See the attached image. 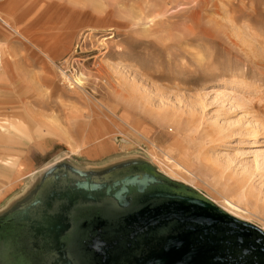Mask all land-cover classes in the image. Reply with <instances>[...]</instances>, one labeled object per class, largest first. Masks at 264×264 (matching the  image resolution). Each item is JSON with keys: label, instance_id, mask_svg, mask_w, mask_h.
<instances>
[{"label": "rangeland", "instance_id": "obj_1", "mask_svg": "<svg viewBox=\"0 0 264 264\" xmlns=\"http://www.w3.org/2000/svg\"><path fill=\"white\" fill-rule=\"evenodd\" d=\"M162 1L0 0V162L33 167L0 177V264H24L5 221L59 164L147 169L264 230V0H217L193 35L181 0L146 16Z\"/></svg>", "mask_w": 264, "mask_h": 264}, {"label": "water", "instance_id": "obj_2", "mask_svg": "<svg viewBox=\"0 0 264 264\" xmlns=\"http://www.w3.org/2000/svg\"><path fill=\"white\" fill-rule=\"evenodd\" d=\"M140 170L148 171L128 165L101 172L49 167L35 193L5 221L11 228L8 240H16L23 263L50 264L58 247L72 264L61 242L72 227L69 215L106 204L107 214L123 215L121 226H113L122 233L109 237L111 253H97L92 260L81 254L83 264H264L263 229L173 180ZM165 182L190 196L150 194ZM135 197H144L142 204L133 205ZM78 240L80 246L84 237ZM95 246L104 249L106 243L97 239Z\"/></svg>", "mask_w": 264, "mask_h": 264}, {"label": "flooded vegetation", "instance_id": "obj_3", "mask_svg": "<svg viewBox=\"0 0 264 264\" xmlns=\"http://www.w3.org/2000/svg\"><path fill=\"white\" fill-rule=\"evenodd\" d=\"M149 172L146 170H140V172ZM151 173V172H149ZM171 193V194H179L182 196H190V193L185 191V189L178 187L176 185H171L168 183H163L162 185H158L154 191L150 192V194L154 193ZM149 194V195H150ZM146 195L145 197L147 198ZM144 197H135L133 205L142 204ZM106 204H101L99 206L89 207L87 210L90 211L88 213H72L68 218L71 219L72 227L65 232L61 237V242L66 244L64 251L68 253V259L72 264H83L80 262L81 254H87L89 258L94 259L95 254L100 252L111 253L112 250L110 246L112 244L109 241V237L119 236L122 233L121 230H116L113 228L115 225L121 226V220L124 218L122 214H107ZM79 236L84 237V241L79 242L81 245H78ZM99 239V241L106 243V246L103 248H97L95 246V241ZM109 247V248H108ZM60 248L56 247L53 250L54 258L50 264H68L63 260L62 255L59 251ZM60 259V262L57 263V260ZM94 262H89L86 264H92ZM70 264V263H69Z\"/></svg>", "mask_w": 264, "mask_h": 264}, {"label": "bare ground", "instance_id": "obj_4", "mask_svg": "<svg viewBox=\"0 0 264 264\" xmlns=\"http://www.w3.org/2000/svg\"><path fill=\"white\" fill-rule=\"evenodd\" d=\"M164 1V0H163ZM162 1V4H166L167 3V5H161V6H159V8L158 9H160V10H158V9H150V11L151 12H148V14L146 15V16H149V15H151V16H154V15H158V16H160L161 14H167V11H168V6H169V4H170V1H172V5L175 3V6H176V8L178 7V5H180V4H176V3H178V1L179 0H166V1H164L163 2ZM182 2H179V3H181V4H183V5H192V10H190V11H187L188 12V19H190V21L188 22V25H190V26H185V27H187V29H188V32L191 34V35H193V34H195V30L193 29V27H195L196 25H200L202 22H201V16H202V14L204 15V12H206V11H208V10H211L213 13L215 12V13H217L218 12V14H219V12L221 13V9H220V7L218 6V4L216 3V1L217 0H181ZM251 2V1H250ZM228 3V2H227ZM244 4V3H243ZM250 4H252V2L250 3ZM181 6V5H180ZM182 7H184V6H182ZM247 7V6H246ZM150 8H152V7H150ZM154 8V7H153ZM242 8V7H241ZM252 10L254 11V9L252 8ZM180 13V12H179ZM179 13L176 15V16H178L179 15ZM223 13V12H222ZM247 14H250V16H252L251 15V12H249V13H247ZM223 15V14H222ZM221 15V16H222ZM246 15V14H245ZM176 16L174 17H172V18H176ZM213 16V15H212ZM218 16V15H217ZM223 16H225V15H223ZM214 18H216V17H214ZM224 18V17H223ZM249 18V17H248ZM204 19V18H203ZM0 20H1V17H0ZM215 21V20H214ZM159 22H160V20H159ZM216 22H218V20H216ZM174 25H175V23H174ZM178 28V27H177ZM179 29V28H178ZM178 29H175V30H178ZM174 29H172V31H173ZM170 35H172V33L170 34ZM196 36V35H195ZM172 37H174V34H173V36ZM170 40H171V38H170ZM5 55H4V53L2 52V50H1V48H0V72H3V67H6V63L8 62V60H6L5 59ZM7 58V57H6ZM65 73V72H64ZM62 74V73H61ZM1 76V75H0ZM66 76V75H65ZM68 76H66V78H67ZM79 78V77H78ZM80 78H82V77H80ZM76 79V78H75ZM73 80V79H72ZM1 81H2V79H1V77H0V109L1 108H4L3 106L5 105L4 104V95L2 94V91L4 90V89H6L5 88V86L4 85H2L1 84ZM74 81V80H73ZM5 84V83H4ZM74 84V83H73ZM75 84L77 85V86H79L80 88H82V86H83V82L80 80V79H76L75 80ZM32 87H34V86H32ZM78 87V88H79ZM115 115V114H114ZM33 117H35V114L34 115H32V113L30 114V118H29V120L30 121H33L35 118H33ZM118 117V116H117ZM123 118L126 120L127 118H126V116L125 115H121V120L123 121ZM123 122H125V121H123ZM128 125V124H127ZM19 126V125H18ZM24 126V125H23ZM131 126V125H130ZM14 129L15 130H17L18 129V127L17 126H14ZM136 129V128H135ZM257 129V128H256ZM257 130H255V132L253 133V139H254V141H256L257 139H258V133L256 132ZM30 133H32V130H30ZM29 133V134H30ZM106 150H107V146H105V145H101L100 147H97V149L96 150H93L91 153H90V151L88 152V154L91 156V155H93V154H104L105 152H106ZM75 151L76 152H78L79 150L76 148L75 149ZM164 153V152H163ZM168 153V152H167ZM173 155V154H172ZM201 156H202V153H201ZM172 159V158H171ZM205 159V158H204ZM1 161V160H0ZM174 162H176V161H174ZM174 162H172V163H174ZM0 167L1 166H5L6 168L5 169H22L24 166L21 164V163H19V160L18 161H14V160H12V159H8V160H4L3 161V163L2 162H0ZM175 165V164H174ZM179 165V164H178ZM176 167H178V166H176ZM179 167H181L180 165H179ZM185 167V166H184ZM183 168V167H182ZM179 169V168H178ZM186 169V168H185ZM184 169V170H185ZM181 171H182V169H180ZM183 170V171H184ZM188 171H190V170H188ZM179 172V171H178ZM191 172V171H190ZM185 174V173H184ZM187 174V173H186ZM189 174V173H188ZM190 175H191V173H190ZM241 188V191L239 192V194H242V197H246L247 196V194L246 193H244V188L243 187H240ZM227 206H228V208H230V209H223L225 212H229V214L230 215H232V216H234V217H236V218H238V219H240V220H243V221H246L245 219L246 218H244L243 219V216H241V214H239V213H237V212H234L235 210L236 211H241L242 210V208L240 207V206H238L236 203H233L232 201H228L227 202ZM248 222V221H247Z\"/></svg>", "mask_w": 264, "mask_h": 264}, {"label": "crops", "instance_id": "obj_5", "mask_svg": "<svg viewBox=\"0 0 264 264\" xmlns=\"http://www.w3.org/2000/svg\"><path fill=\"white\" fill-rule=\"evenodd\" d=\"M6 57H5V59H6ZM88 156H90V155H88ZM19 163H21L24 167L22 169H14V172L10 176H5L7 174L3 172L4 169H0V177L1 178H3V177L8 178L7 180H5V183H6V181H8V183H9L11 181L12 177H14L15 174L27 175V174L33 173V167H32V164H31L30 161H28V162H22V159L20 157L19 158ZM9 170H12V169H8V171ZM34 171H36V170H34Z\"/></svg>", "mask_w": 264, "mask_h": 264}]
</instances>
